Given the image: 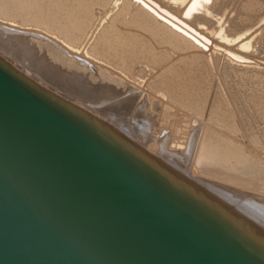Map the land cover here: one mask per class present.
I'll use <instances>...</instances> for the list:
<instances>
[{
  "label": "bare ground",
  "instance_id": "obj_1",
  "mask_svg": "<svg viewBox=\"0 0 264 264\" xmlns=\"http://www.w3.org/2000/svg\"><path fill=\"white\" fill-rule=\"evenodd\" d=\"M5 65L125 137L191 143L198 185L264 232V0H0Z\"/></svg>",
  "mask_w": 264,
  "mask_h": 264
},
{
  "label": "water",
  "instance_id": "obj_2",
  "mask_svg": "<svg viewBox=\"0 0 264 264\" xmlns=\"http://www.w3.org/2000/svg\"><path fill=\"white\" fill-rule=\"evenodd\" d=\"M0 264H258L0 73Z\"/></svg>",
  "mask_w": 264,
  "mask_h": 264
},
{
  "label": "rangeland",
  "instance_id": "obj_3",
  "mask_svg": "<svg viewBox=\"0 0 264 264\" xmlns=\"http://www.w3.org/2000/svg\"><path fill=\"white\" fill-rule=\"evenodd\" d=\"M5 66L7 69L0 72L20 88L81 128L146 179L215 227L259 264H264V232L256 226L244 224L236 214L216 204L212 194L208 193L209 189L205 191L198 185L199 182L206 183L207 179L202 180L193 172L189 152L191 143L177 146L171 132L157 129H140L133 132L131 137H125L121 130L104 126L100 115L83 108L79 99L61 94L52 83L29 78L24 71H21L23 76H19ZM234 191L245 193L242 190Z\"/></svg>",
  "mask_w": 264,
  "mask_h": 264
}]
</instances>
